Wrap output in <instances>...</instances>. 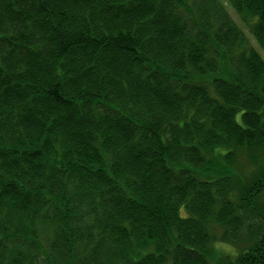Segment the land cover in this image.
<instances>
[{
	"label": "trees",
	"instance_id": "1",
	"mask_svg": "<svg viewBox=\"0 0 264 264\" xmlns=\"http://www.w3.org/2000/svg\"><path fill=\"white\" fill-rule=\"evenodd\" d=\"M225 4L264 54V0H0V264H264V61Z\"/></svg>",
	"mask_w": 264,
	"mask_h": 264
},
{
	"label": "rangeland",
	"instance_id": "2",
	"mask_svg": "<svg viewBox=\"0 0 264 264\" xmlns=\"http://www.w3.org/2000/svg\"><path fill=\"white\" fill-rule=\"evenodd\" d=\"M225 7L227 9V11L229 12L231 18L235 21V23L238 25V27L244 31V34L247 36L249 42H250V45L260 54V56L262 57L263 61H264V54L263 52L258 48L257 44L255 43V41L253 40L250 32H249V28L243 23L240 21V19L237 17V15L228 7L227 4H225ZM239 161L242 162L243 161V158H241V156L239 157ZM260 201H263L264 199V195L259 198ZM215 233H216V236H217V239H216V242H215V246L222 249V250H225L227 252H234L235 251V248H234V244L232 245V247L228 244H226L225 241H222L219 239V236H220V230H215ZM217 249V248H216Z\"/></svg>",
	"mask_w": 264,
	"mask_h": 264
}]
</instances>
